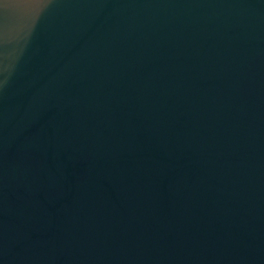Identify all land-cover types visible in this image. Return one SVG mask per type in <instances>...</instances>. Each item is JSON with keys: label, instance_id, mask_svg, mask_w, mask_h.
Listing matches in <instances>:
<instances>
[{"label": "water", "instance_id": "95a60500", "mask_svg": "<svg viewBox=\"0 0 264 264\" xmlns=\"http://www.w3.org/2000/svg\"><path fill=\"white\" fill-rule=\"evenodd\" d=\"M0 264H264V0H0Z\"/></svg>", "mask_w": 264, "mask_h": 264}]
</instances>
